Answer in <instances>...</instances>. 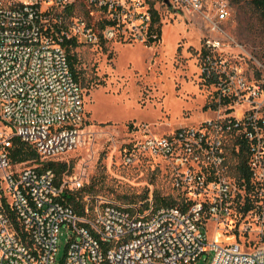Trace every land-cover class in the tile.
Masks as SVG:
<instances>
[{
	"label": "built area",
	"instance_id": "built-area-1",
	"mask_svg": "<svg viewBox=\"0 0 264 264\" xmlns=\"http://www.w3.org/2000/svg\"><path fill=\"white\" fill-rule=\"evenodd\" d=\"M73 1L0 0V120L11 127V134L0 128V264H57L64 224L72 234L62 264H193L209 250L213 251L209 264H264V209L252 205L243 210L256 213L261 221L258 234L263 243L258 246L250 248L238 240V230L247 231L249 225L229 223L237 179L227 160L232 139L249 142L252 192L264 199V115L259 113L264 107V78L250 83L235 73L216 74L209 51L205 74L217 75L221 99L246 102V110L165 133L153 131L145 122L134 123L120 152L126 163L148 155L167 160L183 207L155 208L152 196L142 208V202L88 195L85 213L79 214L60 200L64 187L73 189L68 179L58 185L52 168L12 162L8 146L13 135L31 144L43 160L55 159L82 141L87 120L84 90L73 76L62 42L64 35L94 42L97 34L77 16H71L69 29L58 32L50 25L54 5L65 8ZM145 1L89 0L104 11V18L115 22L103 28L105 36H113L122 18H132L130 10ZM158 1L212 18L206 13V0ZM149 9L139 14L146 29ZM211 9L220 20L229 15L225 2H215ZM12 212L25 236L15 227ZM202 226L214 230L209 243Z\"/></svg>",
	"mask_w": 264,
	"mask_h": 264
},
{
	"label": "rangeland",
	"instance_id": "rangeland-1",
	"mask_svg": "<svg viewBox=\"0 0 264 264\" xmlns=\"http://www.w3.org/2000/svg\"><path fill=\"white\" fill-rule=\"evenodd\" d=\"M206 1V13L212 18L174 10L155 0L154 6L161 15L162 38L151 45L145 42L147 26L139 15L150 7L149 0L134 6L130 10L132 18H122L113 36L103 35L99 22L105 16L103 10L89 0L72 2L75 14L65 12L66 27L69 29L71 16H77L90 22L97 34L94 42L78 36L79 44L73 49L82 66L81 76L88 85L83 86L87 120L82 141L55 158L72 164V170L64 178L73 189L94 182L98 196L117 202L154 190L178 195L173 185V171L164 158L148 155L135 163L124 161L120 152L129 138V126L145 122L153 131L165 133L207 118L246 110V102L230 104L221 99L218 83L203 70V50L210 52L214 73H235L250 83L261 82L264 78L263 21L248 0ZM215 2L227 3V18H216L211 9ZM54 7L51 20L64 8ZM259 113L264 115V107ZM0 128L11 134V127L2 120ZM36 164L39 163H15L18 166ZM236 186L229 223L238 222L239 228L249 225L247 231L238 230V240L253 248L263 243L258 234L261 221L256 213L250 210L244 214L243 210L249 201L253 209H264V199L240 187L238 181ZM202 231L209 243L214 237L213 228L206 230L202 226ZM71 234L67 225L61 226L57 264H62ZM212 256V250L204 252L193 264H209Z\"/></svg>",
	"mask_w": 264,
	"mask_h": 264
},
{
	"label": "trees",
	"instance_id": "trees-1",
	"mask_svg": "<svg viewBox=\"0 0 264 264\" xmlns=\"http://www.w3.org/2000/svg\"><path fill=\"white\" fill-rule=\"evenodd\" d=\"M250 1L255 10L257 11L259 17L263 21L264 25V0H248ZM82 7H86L85 3L81 4ZM86 9V8H85ZM90 10V9H88ZM150 21L147 29V38L146 44H156L162 38V22L161 15L159 10L154 6V2L150 3ZM65 12L67 14L73 15L75 14V3H71L64 8L62 14H57L58 20H51L50 25L55 28L58 32L66 28V24L64 23ZM60 15V16H59ZM101 24V28L103 29L108 24H113L115 22L111 21L108 18H102L99 21ZM88 25L92 26L90 22ZM93 27V26H92ZM63 45L66 48L68 54L69 64L73 73L74 78L81 84V86H88L81 76L82 66L80 65V61L78 59L77 53L73 51V49L79 44L77 36L64 35ZM204 55L208 53V50H203ZM206 75V74H205ZM207 76V75H206ZM209 77V76H207ZM213 81L217 82V75H212ZM98 82V81H96ZM229 99H225L224 103H228ZM239 139V138H238ZM239 143V148L237 149L236 144ZM228 164L230 172L236 177L239 182L240 187H244L248 191H252L254 189V183L251 180V171L248 165V154H249V142L242 139H232L228 144ZM9 155L13 163L22 162V161H32L35 163L41 164V166L52 168L56 173V183L60 185L63 182L64 175L69 173L72 170V164L67 162L66 160H57V159H46L43 160L40 157V154L37 150L29 143L21 139V137L17 135H13L11 137V144L8 146ZM96 196L97 187L95 183L84 184L83 186L77 189H71L69 187H64L61 193L60 200L64 203L71 205L79 214L85 213L86 205L88 204L85 200L86 196ZM152 196L154 201L155 208H158L162 205H179L183 207V196L179 193L178 195L172 194H162L160 190H154L152 193H145L143 195L126 197V200H122L121 203H140L142 202V208H146L149 205L150 197ZM120 200V199H119ZM90 207L94 205V199L90 201ZM251 207L250 201L245 206V210H248ZM11 212V210H10ZM13 222L17 230L25 236V233L21 230L19 223L16 220L15 214L11 213Z\"/></svg>",
	"mask_w": 264,
	"mask_h": 264
}]
</instances>
